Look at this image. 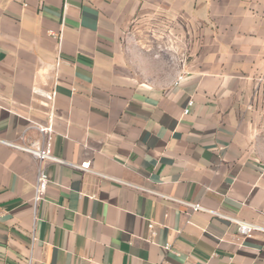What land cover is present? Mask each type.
<instances>
[{
	"label": "crops",
	"instance_id": "crops-1",
	"mask_svg": "<svg viewBox=\"0 0 264 264\" xmlns=\"http://www.w3.org/2000/svg\"><path fill=\"white\" fill-rule=\"evenodd\" d=\"M209 211L264 228V0H0V264H264Z\"/></svg>",
	"mask_w": 264,
	"mask_h": 264
},
{
	"label": "built area",
	"instance_id": "built-area-1",
	"mask_svg": "<svg viewBox=\"0 0 264 264\" xmlns=\"http://www.w3.org/2000/svg\"><path fill=\"white\" fill-rule=\"evenodd\" d=\"M180 80H182V77L179 78V81ZM54 98H55V93L46 95V99L48 101H53ZM193 105H194L193 101H190L188 103L187 109L184 110L185 115H188L190 113V109L192 108ZM37 129L42 134H49L52 131L51 127H49V128L37 127ZM4 143L12 146L13 148H15L17 150L25 152L26 154L35 158L39 163L46 162V161H51V162L60 163V164L65 163V162L55 158L52 155L51 143L49 141L43 142L41 144H33L31 146H19V145H14V144H8L6 142H4ZM75 167L80 168L82 170H87V171L89 170V164L88 163H84L81 166H75ZM49 183H50V179H49L48 173L43 168H41L38 172L37 182H36V186H35L34 199H33L34 210H36L38 203L43 199V197H44V195L48 189ZM179 203L186 206L187 208H189L190 210H192L194 212H197V211H207L208 212V210H205L202 206H200V204H190V203H185V202H179ZM209 213H211L214 216L225 218V219L230 220L233 223H235L237 225L238 234L241 237H251L252 234L255 232H263L264 233V228H262L256 224H252L249 222L228 218L226 216L219 214L218 212L209 211ZM166 248H169V246H166ZM26 264H39V263L34 258L31 257L27 260Z\"/></svg>",
	"mask_w": 264,
	"mask_h": 264
},
{
	"label": "rangeland",
	"instance_id": "rangeland-1",
	"mask_svg": "<svg viewBox=\"0 0 264 264\" xmlns=\"http://www.w3.org/2000/svg\"><path fill=\"white\" fill-rule=\"evenodd\" d=\"M163 50H158V52H162ZM168 53L170 52L171 54L173 53V54H177L178 53V50L175 48V47H173V48H170V49H168V51H167ZM164 53L162 52V54L161 55H163ZM177 56V58L175 57H172V58H170V66H172V69H176L177 67H178V63H179V58H178V55H176ZM169 66V67H170Z\"/></svg>",
	"mask_w": 264,
	"mask_h": 264
}]
</instances>
